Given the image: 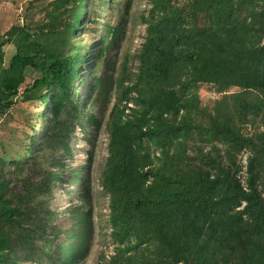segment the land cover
<instances>
[{
    "label": "trees",
    "instance_id": "trees-1",
    "mask_svg": "<svg viewBox=\"0 0 264 264\" xmlns=\"http://www.w3.org/2000/svg\"><path fill=\"white\" fill-rule=\"evenodd\" d=\"M87 4L53 0L50 23L60 30L50 35L19 25L0 35V113L16 101L46 105L45 117L41 109L34 117L27 155L0 158V264H78L88 248L81 226L92 222L90 185L82 171L93 150L74 169L70 143L82 120L95 132L101 123L72 97L71 78L87 55L79 57L69 37ZM150 4L135 70L122 64L107 114L102 186L115 247L98 264H264V0ZM129 8L125 0L122 17ZM120 29L107 23L95 41L88 104L108 91L100 69ZM7 44L14 52L4 65ZM28 70L39 73L30 82ZM201 83L221 92L210 106L201 102ZM70 180L80 204L69 210L77 214L61 249L52 196L54 185Z\"/></svg>",
    "mask_w": 264,
    "mask_h": 264
},
{
    "label": "rangeland",
    "instance_id": "rangeland-1",
    "mask_svg": "<svg viewBox=\"0 0 264 264\" xmlns=\"http://www.w3.org/2000/svg\"><path fill=\"white\" fill-rule=\"evenodd\" d=\"M124 1L88 0L85 13H80V27L69 29L70 44L79 45V57H81L83 51L87 55L85 63L80 61L77 75L71 78L72 97L77 93L82 115L85 114L86 109L90 113L97 112L101 123L98 131L95 132L91 128H86L84 120H82V128L75 129L70 143L71 167L74 169L85 165L87 150H93L89 170L83 168L82 171L83 177L89 179L90 202L86 209L90 211L92 222L88 227L83 224L81 226L82 237L84 230H89L87 236L88 248L82 261L78 264H98L113 253L115 247V242L110 236L109 194L102 186L103 170L108 154L106 120L109 108L118 94V86L114 81L120 74L122 64L126 66L130 73L135 70L137 60L134 54L137 53L143 41L146 32L144 17L151 5L150 0H130L129 13L122 17ZM52 9L54 10L53 0H0V35L6 33L11 26L18 25L27 27L29 32L34 35H50L55 30H60L57 24L50 23ZM119 22H121V29L120 34H118V43L114 47H109V64L108 66H102L100 69V74L108 78V91L103 95L101 93L96 105L88 104L85 101V93L92 72L91 63L95 53V41L103 36L107 23L119 24ZM13 52L14 47L12 45L7 44L4 47V65L8 64ZM38 74L35 70H28L26 82L32 81ZM236 90L237 88L234 87L225 92ZM198 93L202 104L205 106L212 105L213 101L221 94L208 83H201ZM40 109L43 117H45V103L16 101L10 108L0 113V158L7 163L27 155L28 135L32 132L36 136V119L34 117ZM43 122L45 123V120ZM261 128L262 126H260ZM252 130V125L247 124L244 126L245 132ZM88 135L89 140L85 138ZM35 140H38L37 137H35ZM220 147L223 146L220 145ZM238 158L244 164L246 154L238 155ZM67 184L62 188L54 185L52 196V208L55 212L61 211V215L53 220L54 225L60 228L59 242L61 249L65 245L63 229L74 223L77 214L75 211L68 214L69 210L80 204L74 182L70 180Z\"/></svg>",
    "mask_w": 264,
    "mask_h": 264
}]
</instances>
